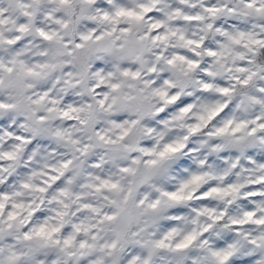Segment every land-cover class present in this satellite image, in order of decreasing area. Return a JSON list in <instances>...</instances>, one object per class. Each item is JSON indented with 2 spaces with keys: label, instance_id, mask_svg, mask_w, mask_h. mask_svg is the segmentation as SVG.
Segmentation results:
<instances>
[{
  "label": "clouds",
  "instance_id": "clouds-1",
  "mask_svg": "<svg viewBox=\"0 0 264 264\" xmlns=\"http://www.w3.org/2000/svg\"><path fill=\"white\" fill-rule=\"evenodd\" d=\"M0 264H264V0H0Z\"/></svg>",
  "mask_w": 264,
  "mask_h": 264
},
{
  "label": "snow or ice",
  "instance_id": "snow-or-ice-1",
  "mask_svg": "<svg viewBox=\"0 0 264 264\" xmlns=\"http://www.w3.org/2000/svg\"><path fill=\"white\" fill-rule=\"evenodd\" d=\"M45 38H47V37H45Z\"/></svg>",
  "mask_w": 264,
  "mask_h": 264
}]
</instances>
